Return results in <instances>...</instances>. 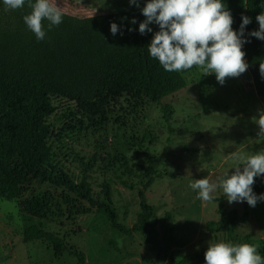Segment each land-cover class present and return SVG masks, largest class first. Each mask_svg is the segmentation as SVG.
I'll use <instances>...</instances> for the list:
<instances>
[{"label": "rangeland", "instance_id": "rangeland-1", "mask_svg": "<svg viewBox=\"0 0 264 264\" xmlns=\"http://www.w3.org/2000/svg\"><path fill=\"white\" fill-rule=\"evenodd\" d=\"M57 3L62 13L83 19L140 11L146 0H139V7L129 0ZM184 79V88L158 103L133 91L111 97L93 119L72 116L73 103L54 99L56 110L47 118L52 131L48 140L51 164L77 183L85 176L94 197H101L107 184L118 222L126 226L135 223L140 211L137 192L153 179L144 192L154 209V246L146 244L140 233L123 236L111 229L105 216L95 211H73L68 217L67 191L35 181L25 198L46 195L52 200L51 211L35 219L22 214L16 202L0 198V264H77L76 256L68 250L56 253L45 240L23 241L24 229L39 223L67 248L82 252L84 264H168L170 256L179 263L200 254L208 243L247 240L264 257V201L255 207L246 201L229 204L219 189L212 193L213 200L202 201L189 187L195 179L207 177L214 182L226 170L234 171L231 168L236 162L229 158L233 153L247 156L264 151V141L257 140L258 125L252 119L264 111V77L252 76L247 68L221 85L215 74L200 75L196 68ZM164 106L170 112L169 121L161 111ZM163 152L151 174L137 169ZM124 161L133 173L122 168ZM219 208L224 209L223 216L236 215L235 222L233 218L222 222Z\"/></svg>", "mask_w": 264, "mask_h": 264}, {"label": "trees", "instance_id": "trees-1", "mask_svg": "<svg viewBox=\"0 0 264 264\" xmlns=\"http://www.w3.org/2000/svg\"><path fill=\"white\" fill-rule=\"evenodd\" d=\"M222 3L231 13L234 31H239L242 16L250 18L244 30L248 42L243 44L242 50L249 73L260 75L264 41L248 34L259 27L256 16L264 13V0H222ZM30 11L27 0L24 7L15 10L8 9L0 0V198L16 202L22 214L41 219L51 211L52 200L46 195L25 198L31 184L37 181L62 188L69 194L64 198L68 217L73 211L79 214L95 211L105 216L111 229L123 236L140 233L146 244L153 247L154 209L147 203L144 192L153 179L137 192L140 211L135 223L126 226L118 222L107 184L102 188V196L94 197L85 176L77 183L67 172L51 164L48 140L52 131L47 118L56 110L54 99L73 103L74 108L69 113L87 119L98 117L111 97L129 91L158 103L162 97L184 88V75L196 67L179 73L166 72L150 56L148 44L159 27L152 23L149 25L152 32L141 35L138 26L145 19L141 11L109 12L83 19L63 13L62 23L51 30H48L47 20L42 22L46 36L39 41L23 20ZM133 18L136 23H132ZM112 22L120 27L122 34L111 33ZM161 111L169 121L167 107H162ZM163 154L150 158L146 166L140 165L137 169L151 174ZM122 168L127 173L134 172L125 161ZM254 179L253 191L257 195L264 193V175ZM80 201L86 202L88 207ZM219 210L222 222H229L230 218L235 222L236 215L223 216L224 209ZM22 236L24 242L45 240L56 253L68 250L77 257V264L85 263L82 252L67 248L57 236L45 231L41 223L25 228ZM109 243L113 244L111 240ZM246 243L251 244L249 240ZM205 251L187 256L179 263L170 256L168 264L194 261L204 264Z\"/></svg>", "mask_w": 264, "mask_h": 264}, {"label": "clouds", "instance_id": "clouds-1", "mask_svg": "<svg viewBox=\"0 0 264 264\" xmlns=\"http://www.w3.org/2000/svg\"><path fill=\"white\" fill-rule=\"evenodd\" d=\"M3 3L15 10L24 7L26 0ZM129 3L139 7V0ZM27 6L31 11L23 20L38 41L46 36L44 20L49 22L48 30L62 23L63 13L57 0H27ZM140 11L145 17L138 26L141 35L152 32V23L159 27L148 51L166 72L179 73L196 67L200 75L215 74L217 82L223 85L226 78H237L247 70L242 46L248 42L244 30L251 20L242 16L239 31H234L233 18L222 0H146ZM256 20L258 29L248 35L264 41V13H259ZM132 23H136L135 18ZM110 31L113 35L122 34L115 22L110 23ZM259 72L264 77V62H260ZM252 119L258 125L257 140L264 141V111ZM229 158L236 162L231 168L234 171L226 170L214 182L207 177L195 179L189 187L197 191V198L202 201L213 200L212 193L219 189L229 204L246 201L255 207L264 201V193L257 195L253 191L254 178L264 175V151L247 156L233 153ZM204 264H264V257L248 243L216 242L208 243Z\"/></svg>", "mask_w": 264, "mask_h": 264}]
</instances>
